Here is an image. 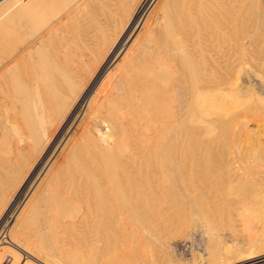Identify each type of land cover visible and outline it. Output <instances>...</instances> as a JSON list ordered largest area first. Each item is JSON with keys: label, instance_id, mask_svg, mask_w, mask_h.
Wrapping results in <instances>:
<instances>
[{"label": "bare ground", "instance_id": "6f19581e", "mask_svg": "<svg viewBox=\"0 0 264 264\" xmlns=\"http://www.w3.org/2000/svg\"><path fill=\"white\" fill-rule=\"evenodd\" d=\"M260 1L0 0V264H147L175 228L207 264L264 256L261 143L231 115L227 152L199 146L243 100Z\"/></svg>", "mask_w": 264, "mask_h": 264}, {"label": "rangeland", "instance_id": "374dc122", "mask_svg": "<svg viewBox=\"0 0 264 264\" xmlns=\"http://www.w3.org/2000/svg\"><path fill=\"white\" fill-rule=\"evenodd\" d=\"M260 2H262L261 3V7L262 8L260 7L261 8L260 12L262 14L264 12V9H263L264 8V0H261ZM248 29H249V33H250L251 32V27L248 28ZM263 32H264V29H263ZM123 42H125V41H123ZM129 44H131V43L130 42L127 43V45H129ZM123 49H121V54L123 52ZM250 50H252V52L249 53V56H248V61L249 62L247 61V64H246V69L247 70L245 69L246 71L241 74L242 76L239 79L240 83L241 82L244 83V84H242V86L246 85L245 88H243L240 91L241 94L243 92L242 97H240V98L243 99L246 103L243 100L242 101L239 100V103L241 104V106H240V104H237V108H235V107H231V105L229 104V105L223 106L221 108V110L216 111L217 113L215 112V115H216L215 118L216 119H215L214 123L210 126L212 131H210L209 135H207V136L205 135L203 137V138H205V137L209 136L207 138L209 140H207L205 138V139H203V142L199 145V146L202 147L201 149H202L203 152L206 151L208 146L209 147L211 146L210 148L212 149V150L211 149H207L209 152H213L214 150L215 151L219 150V152H222V154L227 152L228 138H229L228 134H229V131H231V123H230L229 119L231 118V115H233V116H235V120H237V122L241 121L239 119H242V121H244V122H246L245 120L248 121V122L245 123V125L248 123L247 124L248 126L246 125V127L248 129L246 128L245 131L247 130V132L248 131L249 132L248 133L245 132V135L246 136L250 135V137L248 136L249 139H246V141L244 139L243 143H246L244 145L247 146V147H245L244 145H241L242 148L245 147V149L247 150V149H250V147H252L251 145L254 146V144H256V142H260L261 143V148H258V150H259L260 155L264 157V37H263V39L260 40L259 44L255 48H254V46H251ZM118 55L116 57H113V58H114L115 61L117 59V61L119 62V60L122 57V55H120V54H118ZM113 58L111 59L112 61L110 60L111 62H109V64H108L109 67L107 66L104 69V71L102 72L101 76H103L106 73L108 74L113 69V66H115V64H116V63H114L115 61L113 60ZM110 64H111V66H110ZM234 79H236V78H234ZM240 80H242V81H240ZM99 82H100L99 80L96 82V86H97V84H99ZM94 88H95V86H94ZM261 99L263 101H261ZM245 104H247V105H245ZM239 106H240V108H239ZM241 107H243V108H241ZM242 116H244V118ZM81 117L79 119L77 118L75 120V122L73 123V125L71 127L72 130H74L76 128L77 124L80 122ZM257 119H258V123H257ZM232 120H233V118H232ZM260 121H261V124H260ZM71 122H69L68 125L71 124ZM257 124H259V125H257ZM68 125L65 128L64 136H65V132L67 131ZM74 125H76V126H74ZM66 134H67L66 136H68V133H66ZM246 136H244L243 138H246ZM215 145H218L217 149H214L215 147H213V146H215ZM255 150L258 153V150L257 149H255ZM196 151H194V153ZM243 151H244V149H243ZM57 152H58V150H56V154H57ZM244 152H246V151H244ZM49 155H48V157H49ZM43 164H42V166H43ZM262 175H263L262 176L263 180H261L262 182H259V185H260V188H261L262 192L258 189V187L256 185H253L251 183H247V187H246V193L249 196H251V197L255 196L252 199L251 203H252L253 208L257 211V213L259 215V219H260V223H261L260 228L264 227V174H262ZM28 186H30V185H28ZM258 192H261V196L256 194ZM27 194H26V192H23V194L18 199L16 204L18 205V203L20 204V202H21V205H22L24 203L23 200L24 201L26 200L25 197L27 196ZM21 199H22V201H21ZM229 202L230 201H228V203ZM222 205H224V204L222 203ZM14 209H15V207H14ZM13 210H12V212H13ZM18 210L19 209H16L14 211L13 215H11V214L9 215L10 218L8 217V220L11 219L10 221H8L9 223L13 222L14 216L16 214L15 212L18 211ZM226 218H228V217H226ZM226 218H224V219L226 220ZM227 222H228V224H230L229 223L230 221H227ZM227 222H225V223L227 224ZM175 229H174V231H173V229H171V232H170L169 229H168L169 232H168L167 229L164 230L165 232L162 230V232H160V235H161L160 237L157 234L158 236L156 235V237L149 238V243L151 242L149 249L153 246L154 243H155V245H154L155 247H152V249H150V251H149V252L152 251L150 254H151V256H153V255L154 256L151 257L149 255L151 258L150 257L148 258V263L155 262L154 264H164V262H165V264H167L166 260H164V258H166V257L171 258V257L174 256L173 258H171V260L172 259L173 260L174 259L178 260L180 257H182V259H183L182 262H184L186 264H194L195 262H196L195 264H203V263L207 264L206 260H203V259H205L208 256L206 254V240H205V238H203V236H201V234H199L200 232L199 231L195 232V230H192V229L190 230V228L187 229L188 231H186V230L185 231H181L183 228H179V229H176V230ZM198 230H200V229H198ZM191 231H194V232L191 233ZM166 232H168V234L170 233L171 235L169 236ZM174 232L176 234H174ZM181 232H182L183 236H182ZM184 232H186V234H184ZM187 232H190V233L187 234ZM172 233H173V235H172ZM191 234H193V235H191ZM166 235L168 236V239H167ZM185 235H187L189 237H187ZM163 237L165 239H163ZM239 237H241V236L239 235ZM163 242L168 245L167 248H164L166 246V244H164ZM190 242L194 243V246H193L194 250L190 246L191 245ZM169 243L171 244L170 246H169ZM157 246L159 247V249H158ZM173 247L174 248L176 247V249H173ZM162 249H164V250L167 249V250L164 251ZM172 249H173V251H172ZM158 251H160V252H158ZM156 252H158V253H156ZM169 253L172 255L171 257H170ZM192 253H194V254L192 255ZM155 254H156V256H155ZM29 256H31V255H29ZM162 256H163V258H162ZM159 257L162 258L163 260L160 259Z\"/></svg>", "mask_w": 264, "mask_h": 264}, {"label": "built area", "instance_id": "2783aa9c", "mask_svg": "<svg viewBox=\"0 0 264 264\" xmlns=\"http://www.w3.org/2000/svg\"><path fill=\"white\" fill-rule=\"evenodd\" d=\"M235 264H264V256L251 260V261L240 262V263H235Z\"/></svg>", "mask_w": 264, "mask_h": 264}]
</instances>
